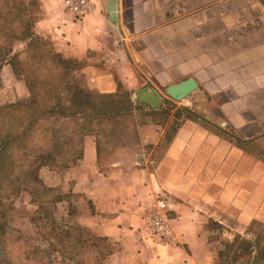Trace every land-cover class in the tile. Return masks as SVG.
<instances>
[{"label": "crops", "instance_id": "1", "mask_svg": "<svg viewBox=\"0 0 264 264\" xmlns=\"http://www.w3.org/2000/svg\"><path fill=\"white\" fill-rule=\"evenodd\" d=\"M23 2L42 39L84 62L90 89L147 88L162 98L156 108L136 102L148 116L111 152L87 135L77 164L40 170L44 184L87 204L75 225L111 244L100 264H214L213 223L230 242L264 222V0H92L83 18L57 0ZM7 69L23 97L26 86ZM188 79L196 88L173 99L168 86ZM167 101L197 118L181 117L168 134L175 111L163 116ZM158 193L171 219L167 239L149 232ZM59 204L67 215L78 205L70 197Z\"/></svg>", "mask_w": 264, "mask_h": 264}, {"label": "trees", "instance_id": "2", "mask_svg": "<svg viewBox=\"0 0 264 264\" xmlns=\"http://www.w3.org/2000/svg\"><path fill=\"white\" fill-rule=\"evenodd\" d=\"M18 41L24 43L22 52H14ZM5 64H10L16 77L23 81L28 96L13 103L0 104V198L13 201L21 193L29 194L37 207L31 222L37 230L44 223L50 224L52 229L54 221L56 224L57 204L72 194L65 196L44 184L40 178L41 168L63 171L77 164L82 158L87 135H96L100 142L104 140L105 133L114 135V139L106 138L105 141L121 140L128 131L127 118L132 119V112L144 109L125 89L112 93L90 89L81 73L84 62L63 56L51 41L42 39L35 32L34 22L23 0H0V88ZM173 104L166 102L161 111L163 116L170 114ZM184 116L197 118L189 109L177 107L168 134L177 130L180 125L178 119ZM108 126V131L104 132L102 128ZM237 143L242 145L240 141ZM244 145L248 146V143ZM44 187L50 191L49 194L40 191ZM5 214L6 210L0 209V244L3 250L5 244L13 243L14 252L23 261L43 264L44 250L27 242L19 230L10 233L2 220ZM56 226L48 234V253L58 252L63 264H77L79 248L85 242L81 232L86 230L88 235L92 234L76 225L68 230ZM93 238L92 246L105 245L92 251L94 264H100L112 251L111 244L105 238ZM263 243L264 237L261 236L254 242L236 236L231 242L224 243L219 254L223 256L233 252L234 261L245 255V264H264ZM66 244L73 248L69 250ZM67 251H73L74 256H69ZM253 253L259 255L255 257Z\"/></svg>", "mask_w": 264, "mask_h": 264}, {"label": "rangeland", "instance_id": "3", "mask_svg": "<svg viewBox=\"0 0 264 264\" xmlns=\"http://www.w3.org/2000/svg\"><path fill=\"white\" fill-rule=\"evenodd\" d=\"M23 48L20 44L15 45V52H22ZM81 63V67H82ZM4 68V66H3ZM2 68V69H3ZM2 99L0 98V104H9V101L13 100L14 97L16 96L15 101L24 99L28 96V92L26 95L23 97H20L19 95L22 93V90H24V87H22V84H17L15 82L14 76L11 73L10 69H7V71H3L2 73ZM86 81V80H85ZM87 83V81H86ZM88 84V83H87ZM26 90V89H25ZM131 98L134 99L135 102H137L136 94L131 93ZM13 101V102H15ZM11 102V103H13ZM173 106L170 108V110H176V108L180 105L177 103L173 102ZM133 118L129 120L127 118V127L128 131L123 134V138L119 141H105L106 138L114 139V135H110L108 133H105V137L103 136L101 140L100 145L102 148L107 151L111 152L114 149V146L120 142H125L128 141L131 137L134 136V133L137 132L139 124L146 118L147 113L145 110H136L132 112ZM116 126V125H114ZM110 127H103L102 130H105L104 132H107ZM109 136V137H108ZM112 137V138H111ZM261 151L264 152V149H261ZM43 193L49 194L50 191L46 189V187L41 188ZM68 196V195H67ZM43 198H46L45 196H42ZM69 197V196H68ZM71 199L75 202L78 203V205H73V207L70 208V212L67 215L65 210L63 209L62 204H59L56 208L55 211V217H56V224L54 221L53 228L51 229L50 224L44 223L43 225L40 224L39 226H43L41 229L36 228V226L31 222V216L32 213L36 210V205L31 201V198L29 194L27 193H21L19 197L16 198V200H11L7 198H0V209L6 210V214L4 218L2 219L4 224L6 225L8 231L10 233L15 232L16 230H19L22 234V236L25 238L27 242H29L32 245H37L40 247V249L44 250V259H43V264H49L51 261L52 264H63L62 263V257L58 252H49V236L48 234L52 232V230H55L58 225L59 227H62L64 230H68L69 227H73V225L76 224V215L80 213L81 211H86L88 209L87 204L84 202L83 198L80 196H73L70 195ZM51 197H49L50 199ZM49 199H46L48 201ZM51 208V206H49ZM44 214V213H43ZM42 214V215H43ZM44 216V215H43ZM1 221V219H0ZM47 222V221H46ZM52 224V223H51ZM212 227L217 229L214 234V241H216V247H217V253H216V259L214 264H245L246 256L244 255L243 257L239 258L238 260L234 261V253L233 252H228L227 254L221 256L219 254L220 251L224 249V243L227 242L225 241L224 237H222V229H219V226L217 223H213ZM230 227L233 226H228V229L230 231H233ZM220 231V232H219ZM235 234L233 237H231V241L236 237L239 236L242 239L248 240V241H256L258 240V237H264V222L262 221H254L250 225L243 227L240 229V231H234ZM233 232V233H234ZM77 232H74L76 234ZM83 235L82 241L84 240V245L82 248H79V255L76 257V262L77 264H94V253L92 252L95 250V248L100 247L101 243L99 242L98 247L92 246V243L95 242L93 235L90 236L87 234V231L84 230L81 232ZM15 234V233H14ZM12 234V236L14 235ZM220 234V235H219ZM78 236V234H77ZM14 239V238H13ZM230 241V242H231ZM7 242V241H6ZM65 244V243H64ZM104 244V243H103ZM264 244V243H263ZM68 249H72L69 244ZM105 245L101 246L102 248ZM60 247V246H59ZM7 248V249H6ZM8 250V251H6ZM15 250V245L13 243L10 244H5L4 250L3 246L0 244V264H30L23 261L20 257H18V254L14 252ZM74 250V249H73ZM241 251V249H240ZM8 253V255H7ZM67 254L69 256H74L73 251H67ZM259 254L253 253L252 256H258ZM251 257L250 259H252ZM32 264V263H31ZM74 264V263H71Z\"/></svg>", "mask_w": 264, "mask_h": 264}, {"label": "built area", "instance_id": "4", "mask_svg": "<svg viewBox=\"0 0 264 264\" xmlns=\"http://www.w3.org/2000/svg\"><path fill=\"white\" fill-rule=\"evenodd\" d=\"M65 14L83 18L93 9L92 0H57ZM166 197L162 193L157 194L156 204L150 214L149 232L152 237L167 239L171 234V219L167 215Z\"/></svg>", "mask_w": 264, "mask_h": 264}, {"label": "water", "instance_id": "5", "mask_svg": "<svg viewBox=\"0 0 264 264\" xmlns=\"http://www.w3.org/2000/svg\"><path fill=\"white\" fill-rule=\"evenodd\" d=\"M196 85L195 80L188 79L178 84L168 86L167 92L173 99L182 100L196 88ZM135 94L138 101L148 104L154 108L162 104V98L155 90L143 88L138 90Z\"/></svg>", "mask_w": 264, "mask_h": 264}]
</instances>
